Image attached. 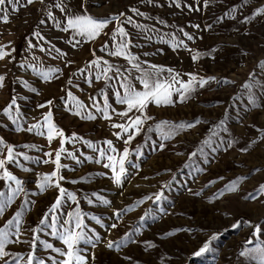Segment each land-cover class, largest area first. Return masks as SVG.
Here are the masks:
<instances>
[{
  "label": "rangeland",
  "instance_id": "374dc122",
  "mask_svg": "<svg viewBox=\"0 0 264 264\" xmlns=\"http://www.w3.org/2000/svg\"><path fill=\"white\" fill-rule=\"evenodd\" d=\"M58 2L18 0L16 11L7 6L9 22L0 21V45L11 53L0 60V74L6 77L0 89V138L4 141L0 158L6 156L5 145L11 144L19 155L6 167L23 182V191L12 196L0 214V228L9 231L4 248L8 255L0 257V264H27L33 253L34 264L40 259L46 264H51L52 257L61 259L45 247L51 243L64 248L53 229L43 227L38 233L32 229L47 214L49 223L53 215L58 217L56 227L62 232L68 213H73L74 226L77 209L88 235L94 241L97 234L100 237L94 249L80 245L88 250L84 254L89 264H259V255L249 250L264 246V193L259 191L264 184V15H256L264 0H209L207 7L204 0H179L180 7L175 6L176 0H63L67 13L53 7ZM133 8L143 15L132 12ZM68 13L110 21L118 16L129 33L131 54L139 57L143 68L162 67L161 79L168 78L169 68L184 81L189 73L215 77L203 87L197 85L183 101L173 90L171 104L149 103L146 111L153 119L127 145L130 156L121 185L104 166L109 163L107 155L115 154L104 142L112 140L117 151H123L128 134L117 138L114 133L120 130L112 123H127V118L112 112L109 121L98 109L104 107L105 96L112 109H126L116 103L115 92L123 93L121 76L114 75L116 66L126 76L125 69L130 70L129 78L138 89L142 85L135 77L140 74L124 58L109 54L119 42L112 35L115 21L93 40L73 39L72 30H63ZM127 16H132L133 23L125 22ZM97 59L100 67L92 63ZM104 61L113 65L107 81L102 75ZM50 69L60 71H51L46 80L43 73ZM13 98L18 109L5 111ZM78 102L85 106L79 107ZM49 111L65 133L59 170L65 195L54 213L49 210L59 189L54 184L44 191L38 187L41 178L55 170V152L61 148L60 137L47 139L44 116ZM136 114L135 110L129 113ZM165 120L194 127L165 139L169 126L156 127ZM37 124L41 126L33 127ZM100 149L106 150L103 158ZM231 181H238L237 189L221 197L219 193ZM9 185L16 187L13 181L0 179V192L11 196ZM69 193L75 194L78 203ZM157 193H162L160 200L155 199ZM4 203L5 197H0V204ZM114 210L121 211L119 218ZM17 211L22 214L19 239L15 225L7 224ZM234 223L239 227H233ZM253 225L261 227L259 236ZM213 233L218 238L210 250L193 255ZM109 241L115 242L112 249L106 246Z\"/></svg>",
  "mask_w": 264,
  "mask_h": 264
},
{
  "label": "snow or ice",
  "instance_id": "6c2138e0",
  "mask_svg": "<svg viewBox=\"0 0 264 264\" xmlns=\"http://www.w3.org/2000/svg\"><path fill=\"white\" fill-rule=\"evenodd\" d=\"M34 0H27L28 4H32ZM86 2V0H85ZM209 0H204L205 7H207ZM247 2V0H245ZM17 4L18 0H0V13H3L0 15V21L4 23L9 22V14L7 10V6H11L13 11L17 10ZM176 7H180L179 0H176L175 3ZM53 7L60 9L62 12L67 13V8L63 3V0H59L58 3L54 4ZM132 12L143 15V13H140L138 9L133 8L131 9ZM124 13H120V16H123ZM256 15H264V7H259L256 9ZM49 17H52V12L48 13ZM54 19V17H53ZM111 21L116 22V28L113 32V40L119 37V42L117 43L115 49L111 51L109 54L111 56L115 57H122L124 58L127 63L131 66V69L135 70L138 75L135 77L136 80H139V84L142 85V89H138L136 87V84L133 79H130L131 72L129 69H125V72H128V75H124L121 72V68L119 66H116L115 68V74L114 75H120L121 76V83L120 87L123 89V93L119 90L115 92L116 96V103L120 105H126V109L124 111L117 112L115 109H112V106L107 103V96H105V103L103 108H99L98 110L102 113L103 117L109 121L112 120V112H115L117 115H119L121 118H127V123H112V127L115 129H119L120 131H117L114 133V135L117 138H121V133H127V138L124 140L125 147L123 148L122 152H118L117 148L113 145L112 140H106L104 143L108 145V150H110L112 153H115L114 155H107V160L109 163L105 164L104 166L106 168H110L112 172V179L117 185H121L123 182V177L127 173L126 168V162L128 161V158L130 156V149L127 147V145L132 141L134 134H139L142 130V126L147 120L153 119V117L149 116L147 114L146 109L148 108L149 103L154 102L157 106L164 104L168 105L171 104L173 101L171 99L173 90L179 95L180 99L183 101L190 95L192 92L195 91L196 86L203 87L209 79L214 80L215 77H209L207 79L203 77H198L194 73H189V79L187 81H184L182 79H178L179 73H175L173 69L169 68L167 69L168 78L161 79V76L164 73V69L157 65H152L150 69L143 68L141 64L138 62L139 57L131 54L130 52V45H131V39L129 38V33L125 30V28L121 25V21L118 16H112ZM108 18L100 19V18H94L91 15L87 14H75V13H68L67 14V27H65L64 31L72 30L73 32V39H75L76 36L83 38H86L88 40H93L96 37L100 36L103 30L107 27V25L111 22ZM126 23H133L132 16L126 17ZM57 26H59L60 22L56 21ZM136 27L140 28L141 25L136 24ZM196 27H199V25H196ZM148 30V29H144ZM182 31V30H181ZM35 35L39 36L40 34L37 32ZM185 36H188V39H192L191 36H189L187 33H184ZM80 41L77 40L76 44H79ZM76 44H73V47L76 46ZM29 47H34L31 41H28ZM177 46L174 44V47ZM14 51V49L12 50ZM57 52H60L59 49H56ZM11 53L5 50V46L0 45V60H3L6 56H10ZM246 55V53H245ZM193 60H196L198 57L194 55ZM71 63V61H69ZM97 67H100V60L97 59L93 61ZM104 67L103 69V77L107 81L111 79V77L108 76V73L112 70L113 65L109 64L107 61H104ZM51 71H60V69H50L48 72H44V79L49 78V73ZM5 75L0 74V89L4 87V81H5ZM101 77L98 75L96 77L97 80H99ZM226 83L228 81H225ZM27 83V82H25ZM178 85V87L174 86ZM35 91V89H33ZM71 95V93H69ZM91 99V98H90ZM250 102L255 104V98L250 96ZM52 101H47V105L51 106ZM13 106H17V101L15 98H13L8 105V107L5 109V111H10ZM45 105H39V107H44ZM79 107H84L83 102H78ZM96 106L95 103L93 105ZM111 110V111H110ZM133 110L136 111V115L130 116L129 113L133 112ZM79 114V113H77ZM90 119H94L95 117L92 115H89ZM44 121L47 124V139L49 142L53 140L54 137H60L61 138V148L55 152V160L54 163L56 165V168L54 171H52L50 174H45L41 178V182L38 184V187L41 191H44L46 187L52 186L53 184L55 187L59 189L60 195L55 200V203L51 206L50 212H55L61 205V200L65 195V189L60 186L59 181L63 180L64 177L59 175V170L61 168V153L65 151L63 148L64 142H65V133L63 130L59 129L55 123L53 122L52 113L49 111L44 116ZM199 123V121H197ZM169 126L168 132L165 134V139L170 138L171 135L177 133L179 130L182 129H189L194 127L192 123H172L170 121H161L160 124H158L156 127L159 130L162 126ZM41 125L37 124L33 127H40ZM28 131H32V128H29ZM43 134V133H41ZM75 135V134H73ZM4 141L2 138H0V144H3ZM207 143V141H205ZM7 149L6 156L4 158H0V169L3 170V175L0 176V179H3L5 181H13L16 185L14 189L11 188V185H9V188L11 189L12 195L6 196L4 192H0V197H5V203L0 204V214L3 213L4 207L6 206V203H10L12 200V196H14L17 192L23 191L22 189V180L19 179L16 175H14L11 171H9L8 167H6L7 163H13L15 162L16 156L19 155L14 152V148L11 144L5 145ZM28 147H34V146H28ZM164 145H161V148H163ZM100 156L103 158L106 155L105 149L99 150ZM45 155H48L51 157V153H46ZM193 156H195V153H192ZM25 159H28L27 156H25ZM49 161H45V163H48ZM118 166V167H117ZM135 167V166H134ZM53 177H56V180H53ZM238 181H231L228 185L225 186L224 190H222L219 195L222 197L224 196L225 192H233L237 189ZM259 191L264 193V184L260 185ZM69 196H71V199L75 202L76 196L75 194L69 193ZM156 200H160L162 198V193L154 194ZM195 195H199V193H195ZM152 197H148V199H151ZM89 203H92L91 200H89ZM104 204H110V201L104 200ZM21 212L17 211L14 220H9L7 222L8 226L11 227L15 225L16 229V235L17 239H19L20 233V217ZM114 215L119 218L121 215V211L114 210ZM69 219L65 221V227L62 232L58 231L56 225L58 223V217L53 215L51 217V223H49V216L46 214L39 222L36 228L32 229L33 233H38L40 230H42L43 227H51L53 229L52 234L57 236V238L62 242L64 248L61 247H54L53 244L47 243L45 244V247L47 249H50L52 252L58 254L61 259H57L56 257L51 258V264H89V256L85 255L88 250L85 248H81L80 245L83 242L84 244H89L94 249L96 247V242L99 241L100 237L97 234L95 237V241L91 236L88 235V233L85 231L86 225L84 224V219L82 216V213L79 211V209L75 212L74 217V226H73V213H68ZM93 219L97 220V223H100L99 219L96 217H93ZM248 223H251L250 221ZM233 227H239L238 223H234L232 225ZM112 227L115 228L116 224L113 223ZM254 227V234L259 236L261 233V227L259 225H253ZM9 238V231L5 228H0V257H4L8 255L4 251L5 243L8 241ZM38 238V237H37ZM218 238V234L213 233L209 240L205 241L202 246L195 252L193 255L200 256L202 254H205L210 250L212 241L216 240ZM115 242L109 241L107 242L106 246L109 249H112ZM248 243H252V241H248ZM31 246L35 247V241L32 242ZM153 246L154 245H150ZM117 249H119V245H116ZM249 251L256 252L259 255V264H264V246H258L255 249H251ZM246 253L242 252L241 255H245ZM91 259H95L94 253L92 254ZM27 264H34V253L28 257ZM38 264H46V262L43 259H40L38 261Z\"/></svg>",
  "mask_w": 264,
  "mask_h": 264
},
{
  "label": "crops",
  "instance_id": "0c3cea01",
  "mask_svg": "<svg viewBox=\"0 0 264 264\" xmlns=\"http://www.w3.org/2000/svg\"><path fill=\"white\" fill-rule=\"evenodd\" d=\"M262 36H264V26L262 27ZM264 53V51H262Z\"/></svg>",
  "mask_w": 264,
  "mask_h": 264
}]
</instances>
